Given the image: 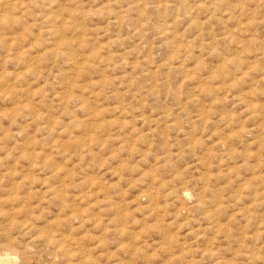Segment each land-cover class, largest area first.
Masks as SVG:
<instances>
[{"label": "rangeland", "instance_id": "rangeland-1", "mask_svg": "<svg viewBox=\"0 0 264 264\" xmlns=\"http://www.w3.org/2000/svg\"><path fill=\"white\" fill-rule=\"evenodd\" d=\"M0 264H264V0H0Z\"/></svg>", "mask_w": 264, "mask_h": 264}]
</instances>
